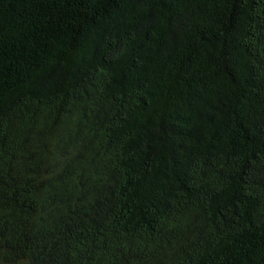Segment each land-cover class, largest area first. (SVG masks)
<instances>
[{
	"label": "trees",
	"instance_id": "16d2710c",
	"mask_svg": "<svg viewBox=\"0 0 264 264\" xmlns=\"http://www.w3.org/2000/svg\"><path fill=\"white\" fill-rule=\"evenodd\" d=\"M0 264H264V0H0Z\"/></svg>",
	"mask_w": 264,
	"mask_h": 264
}]
</instances>
